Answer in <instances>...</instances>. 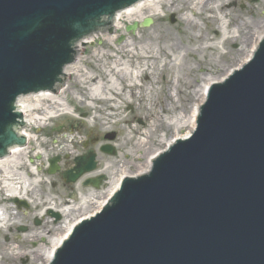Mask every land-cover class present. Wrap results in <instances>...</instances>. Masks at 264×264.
Segmentation results:
<instances>
[{"label": "water", "instance_id": "water-1", "mask_svg": "<svg viewBox=\"0 0 264 264\" xmlns=\"http://www.w3.org/2000/svg\"><path fill=\"white\" fill-rule=\"evenodd\" d=\"M138 1L0 0V158L26 144L17 98L56 93L65 68L78 62L77 43L112 34L113 18ZM95 157H75L66 180L93 170ZM59 160H49V173ZM49 264H264V35L246 61L209 84L190 134L156 154L146 172L124 176L72 226Z\"/></svg>", "mask_w": 264, "mask_h": 264}, {"label": "rangeland", "instance_id": "rangeland-1", "mask_svg": "<svg viewBox=\"0 0 264 264\" xmlns=\"http://www.w3.org/2000/svg\"><path fill=\"white\" fill-rule=\"evenodd\" d=\"M196 1L162 0L152 13L123 16L112 40L108 33L91 37L79 47L78 68L67 72L63 92L32 109L44 117L39 124L46 127L32 129L30 145L0 164L5 218L0 219V264H42L44 258L37 256L62 233L61 225L91 210L90 199L105 194L120 170H137L134 164L145 160H139L143 148L163 149L160 141L175 134L168 122L190 113L206 78L224 75L245 58L251 45L247 33L264 25V0H208L202 9ZM144 18H151V24L126 30ZM126 44L131 53L122 54ZM118 69L125 75L122 82ZM88 75L93 80L82 82ZM94 80L104 84V98L91 99ZM111 83L119 90H112ZM154 118L156 130L140 152L135 143L144 131L155 129ZM186 128L178 129L181 136ZM105 144L113 146L114 154L100 150ZM88 151L97 155L96 171L105 174L98 188L85 186L83 178L67 183L61 171L48 173L49 157L62 156L61 167H69L75 156ZM16 195L24 196L26 207L15 204ZM52 203L56 210L80 208L55 220L48 214Z\"/></svg>", "mask_w": 264, "mask_h": 264}, {"label": "bare ground", "instance_id": "bare-ground-1", "mask_svg": "<svg viewBox=\"0 0 264 264\" xmlns=\"http://www.w3.org/2000/svg\"><path fill=\"white\" fill-rule=\"evenodd\" d=\"M161 1L162 0H140L137 3L133 4L132 6L128 7L127 9L123 10L122 12H120L118 14V18L114 17L112 25L115 28L119 27L120 23H121L120 19L123 16H125L127 18H131L132 15L141 16V15L146 14L148 12L152 13V12H154L155 7L157 5H160ZM180 1H185V0H180ZM222 1H224V0H222ZM207 2H208V0H198L195 3L199 4L200 5V9H202V8L205 7V4ZM185 19L187 20V22H189V23L191 22V20L189 18L185 17ZM256 29L257 30L253 31V33H249V34L247 33L248 37L246 38V40H248L251 43L250 48H249V52H247L245 58H243L239 63H237V65L234 66V68L238 67L241 63H243L248 58V56L251 54L253 48L256 46L257 41L264 34V25L262 27H259V28H256ZM109 36H110L109 37L110 40H112L115 37L114 34H111ZM232 39L235 40L236 39L235 36H233ZM85 42H87V41H85ZM128 48H129V46L127 44L122 46L121 47L122 54H125L124 52L131 53ZM143 49H145V48H143ZM78 63L79 62L68 66L66 68V72L69 73L70 71L76 70L78 68V66H77ZM117 66L118 65H115V67H117ZM230 69L222 76L206 78L205 83L201 86V88L198 91L200 93V95H199L200 98H198L197 102H195V103H193L191 105L190 113L188 115L181 114L179 117H177L175 119H172L170 122H168V126L172 125L175 128V134L172 135L171 137H169L167 140L166 139H162L160 141L163 144L165 143L163 149H165L166 146L169 145L173 141L174 138H177V137L181 136L179 134V132H178L179 128L187 127L186 129L188 130V132L186 134H183L182 136H187L188 133H190L194 129L196 114H197V111H198L200 103L203 101V99L205 97L206 89H207L208 84L210 82L214 81V80L215 81H220L225 75H227V73L230 71ZM117 72L119 73L118 79L120 80V82L124 81L125 80V75L123 74L121 69H118ZM128 73H131V72L128 71ZM86 80L91 81V80H93V78H90L89 75L86 76L85 78L82 76L81 81L85 83ZM127 80L128 81L131 80V77H128ZM94 83H96V85L91 89V91H92V93L90 94L91 99H94V98H97V97L104 98V95H105V92H106V91H104V88H105L104 84H100L99 85L98 82H96L95 80H94ZM111 84L112 85H110V88L112 90H114V91L119 90V87L117 85H114L113 83H111ZM54 97H55L54 95L47 94V93H42L41 95H37V96L31 95V96H29L27 98H24V101L26 100V102H27V109L30 110V113L28 115L29 119L40 120L41 118H44L42 116L37 115L36 113L31 112V109L32 108H39V106H40L39 102L42 101L43 99H45V98H52L53 99ZM54 102H56V101H54ZM158 118L157 119L154 118V121H153L154 122L153 125H154L155 129L154 130L148 129V130L144 131L143 132V136L144 137L142 139H139L135 143V147L137 148V150L140 151V149H142L143 146L145 145V142L147 143L150 140V137L152 136V132L156 130V126L158 125ZM163 149L162 148H155V149H152V151H151L150 148H143L142 152L140 151L141 154L139 155L140 156L139 160H142V158H145V160H144L143 163L140 161L141 162V163L139 162L140 164H138V163L134 164V167L137 170H135V171H131V170H128V169L120 170L119 171V175L113 179L112 185L106 190L105 194H101L100 196L98 195L100 198H98V197H96L95 199L91 198L90 199V204H92L91 210H89L87 212L86 211L80 212L79 217L82 216V215H86L88 213H92L95 210H98L103 205V203L105 202L106 198L117 188V186L119 184V181H120V179L123 176H126V175H137V174L146 172L149 169V167H150L151 157H153L154 155H156L160 151H163ZM19 151H22V148H18V149L13 150V154L15 155ZM10 157H15V156L11 155L8 158H10ZM8 158L2 159V161H0V164H1V162L6 161ZM5 179H6V181H9L8 179H11V177L10 176H6ZM12 187H13V185H12ZM14 189L15 188L13 187L12 190H14ZM14 192H15V190L13 191V195H15ZM16 197L24 199V196H22V195H20V196L16 195ZM49 208L55 210V205L52 203ZM78 208H80V207H78ZM78 208H76V209H78ZM76 209H72L69 206H66V207H63L62 209H60L58 211L60 213H62L63 216H66L67 213H69V211L76 210ZM0 211H1V209H0ZM0 217H1L2 220H5V218L3 217V211L0 212ZM74 221H75V219H74ZM74 221H72L70 223L64 222L61 225L62 233H59L55 238H52L51 247L47 248L45 252H41V251L39 252L37 258L38 259L41 258V257L44 258V261H43L42 264H49V262H50V260L52 258V254H53L54 250L60 244V242L65 238V236L68 234V232L70 231L71 227L73 226Z\"/></svg>", "mask_w": 264, "mask_h": 264}, {"label": "flooded vegetation", "instance_id": "flooded-vegetation-1", "mask_svg": "<svg viewBox=\"0 0 264 264\" xmlns=\"http://www.w3.org/2000/svg\"><path fill=\"white\" fill-rule=\"evenodd\" d=\"M72 166H73V164L71 166H69V167H60V171L62 173V177H64L65 171L68 170L69 168H71Z\"/></svg>", "mask_w": 264, "mask_h": 264}]
</instances>
